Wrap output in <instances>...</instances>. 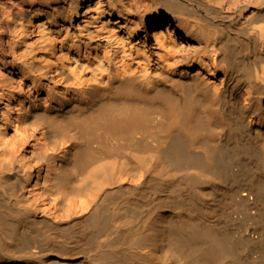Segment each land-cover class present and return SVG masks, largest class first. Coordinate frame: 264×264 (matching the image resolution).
Returning a JSON list of instances; mask_svg holds the SVG:
<instances>
[{"label": "bare ground", "instance_id": "6f19581e", "mask_svg": "<svg viewBox=\"0 0 264 264\" xmlns=\"http://www.w3.org/2000/svg\"><path fill=\"white\" fill-rule=\"evenodd\" d=\"M0 264H264V0H0Z\"/></svg>", "mask_w": 264, "mask_h": 264}]
</instances>
